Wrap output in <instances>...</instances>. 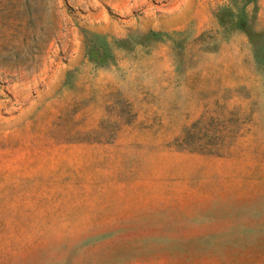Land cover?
<instances>
[{
    "label": "rangeland",
    "instance_id": "obj_1",
    "mask_svg": "<svg viewBox=\"0 0 264 264\" xmlns=\"http://www.w3.org/2000/svg\"><path fill=\"white\" fill-rule=\"evenodd\" d=\"M0 264H264V0H0Z\"/></svg>",
    "mask_w": 264,
    "mask_h": 264
}]
</instances>
